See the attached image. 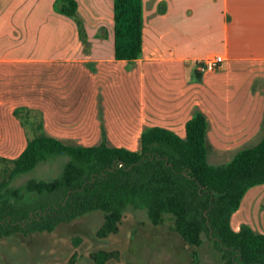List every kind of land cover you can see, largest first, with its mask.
I'll return each instance as SVG.
<instances>
[{"label": "crops", "instance_id": "0c3cea01", "mask_svg": "<svg viewBox=\"0 0 264 264\" xmlns=\"http://www.w3.org/2000/svg\"><path fill=\"white\" fill-rule=\"evenodd\" d=\"M75 1L86 45L55 0H0V155L17 156L33 136L27 112L49 136L92 145L105 135L136 150L145 126L184 137L197 107L208 121V161L260 139L264 0H141L133 62L114 57L113 0ZM214 53L220 66L198 71L196 61ZM243 223L264 233V183L232 213L233 230Z\"/></svg>", "mask_w": 264, "mask_h": 264}, {"label": "trees", "instance_id": "16d2710c", "mask_svg": "<svg viewBox=\"0 0 264 264\" xmlns=\"http://www.w3.org/2000/svg\"><path fill=\"white\" fill-rule=\"evenodd\" d=\"M54 8L76 21L86 45L76 1L55 0ZM113 37L116 59L133 62L141 56V0H113ZM201 65L196 61L198 71ZM22 110L16 107L14 115L22 117ZM24 116L27 120L29 113ZM207 128L206 115L194 107L184 137L161 126H145L138 148L131 150L110 144L105 135L92 145L49 136L38 117L24 149L15 157L0 155V237L49 232L61 222L100 210L103 220L95 234L105 238L118 231L131 206L145 210L153 225L171 220L173 230L194 247L191 256L196 263V247L205 234L221 253L220 264H264V233L245 223L236 231L230 226L245 192L264 183V114L260 139L238 148L226 162L208 161ZM58 155L67 160L57 176L30 177L12 185L19 175ZM118 253L97 249L89 257L104 264ZM76 259L74 252L60 264H74Z\"/></svg>", "mask_w": 264, "mask_h": 264}, {"label": "rangeland", "instance_id": "374dc122", "mask_svg": "<svg viewBox=\"0 0 264 264\" xmlns=\"http://www.w3.org/2000/svg\"><path fill=\"white\" fill-rule=\"evenodd\" d=\"M29 117L31 118L28 119L30 123L26 124L27 127L37 122L38 114L32 113ZM28 132L32 134L30 129ZM226 158H228L226 155L210 157L209 162H226L230 159ZM65 160L67 156L58 155L42 161L30 172L16 177L12 185L19 186L30 177L43 179L55 177L60 173ZM102 220L103 213L94 210L70 221L61 222L49 232L36 231L28 234L17 232L10 236H2L0 264L50 262L60 264L74 252L77 254L74 264H95L89 253L97 249L119 251L117 258H111L104 264H220L221 262V253L205 234L201 245L196 247L200 263L194 262L191 256L194 247L188 245L173 230L172 221L166 219L160 225H153L143 209L128 206L118 231L105 238H99L95 234ZM76 238H79V241Z\"/></svg>", "mask_w": 264, "mask_h": 264}, {"label": "built area", "instance_id": "2783aa9c", "mask_svg": "<svg viewBox=\"0 0 264 264\" xmlns=\"http://www.w3.org/2000/svg\"><path fill=\"white\" fill-rule=\"evenodd\" d=\"M223 60H224V57L221 54H217V53L208 54L201 60L202 65L200 66V69L202 71L214 70L220 66Z\"/></svg>", "mask_w": 264, "mask_h": 264}]
</instances>
